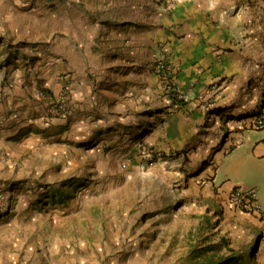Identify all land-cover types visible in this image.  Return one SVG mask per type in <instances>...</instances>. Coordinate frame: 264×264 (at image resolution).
Instances as JSON below:
<instances>
[{"label": "rangeland", "instance_id": "obj_1", "mask_svg": "<svg viewBox=\"0 0 264 264\" xmlns=\"http://www.w3.org/2000/svg\"><path fill=\"white\" fill-rule=\"evenodd\" d=\"M113 1L0 0V62L16 64L11 73L31 70L38 81L36 47L48 34L57 42L79 34L75 50L88 57L85 69L74 53V90L33 91L46 115L63 121L0 148V264H193L196 248L221 238L222 256L264 264L258 217L228 206L212 183L219 149H202L198 129L176 132L175 113L194 104L161 47H150L159 35L115 34L111 20L128 19L133 7ZM87 33L94 35L89 46ZM159 61L169 86L155 72ZM10 82L4 76L0 88ZM58 95L65 114L54 112ZM213 101H205L207 113ZM230 120L220 123L221 141ZM226 168L218 170L223 179ZM244 170L259 167L240 163L235 172Z\"/></svg>", "mask_w": 264, "mask_h": 264}, {"label": "crops", "instance_id": "obj_2", "mask_svg": "<svg viewBox=\"0 0 264 264\" xmlns=\"http://www.w3.org/2000/svg\"><path fill=\"white\" fill-rule=\"evenodd\" d=\"M125 3L133 8L129 9L128 19L111 20L114 33L122 34L125 28L130 34L141 29L146 34L159 35L157 41L151 39L150 47H161L187 101L194 104L175 113L176 132L190 133L195 128L197 133L198 129L202 149H219L212 157L216 167L212 183L217 193L226 198L231 187L242 184L255 190L264 207V128L251 127L254 117L264 119V0L113 1L119 8ZM105 22L108 21L100 24L102 32L106 31ZM78 35L71 31L57 42V34H48L45 41H38L43 44L36 47L37 82L33 71L20 69L11 73L17 65L9 64L7 59L0 62V81L4 76L7 81L13 78V83L0 88V148L38 129L50 131L63 121L47 116L45 104L34 98L33 91L42 88L56 92L63 86L75 89L77 78L72 79V72L80 67L76 68L74 53L83 68L88 66V57L75 50ZM84 35L88 46L92 45L94 35ZM66 73L70 78L63 80ZM207 100H214L209 105L211 113L205 107ZM213 117L212 122H206ZM226 119H232V124H226L229 130L225 129L227 136L221 141L224 130L220 123ZM252 162L259 167L257 173L235 172L240 163ZM223 163L230 175L224 179L218 171ZM257 222L264 231V216Z\"/></svg>", "mask_w": 264, "mask_h": 264}, {"label": "built area", "instance_id": "obj_3", "mask_svg": "<svg viewBox=\"0 0 264 264\" xmlns=\"http://www.w3.org/2000/svg\"><path fill=\"white\" fill-rule=\"evenodd\" d=\"M155 72L161 77L162 83L169 86L171 80H168L169 70L166 64L159 61V65L155 67ZM173 83V82H172ZM171 83V84H172ZM174 92V91H173ZM65 97V96H64ZM63 96H55L52 101L55 107L54 112L56 114H65L66 105L65 98ZM251 127L255 130L264 128V119L260 116L254 117L251 121ZM264 157V154H263ZM228 206L241 211L246 214L256 215L258 218L264 216V212L261 209L259 202L256 197V192L252 188H245L242 185H235L231 187L228 195L225 198Z\"/></svg>", "mask_w": 264, "mask_h": 264}, {"label": "trees", "instance_id": "obj_4", "mask_svg": "<svg viewBox=\"0 0 264 264\" xmlns=\"http://www.w3.org/2000/svg\"><path fill=\"white\" fill-rule=\"evenodd\" d=\"M223 244H225V240L221 238L216 244H208L196 248L192 252L196 256L193 264H243L244 256L241 254L231 253L222 256L220 254V246Z\"/></svg>", "mask_w": 264, "mask_h": 264}]
</instances>
